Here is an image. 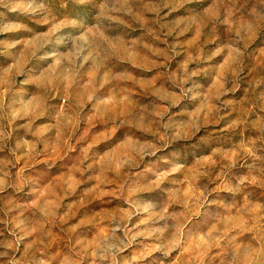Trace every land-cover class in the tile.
I'll use <instances>...</instances> for the list:
<instances>
[{"label":"rangeland","instance_id":"rangeland-1","mask_svg":"<svg viewBox=\"0 0 264 264\" xmlns=\"http://www.w3.org/2000/svg\"><path fill=\"white\" fill-rule=\"evenodd\" d=\"M0 264H264V0H0Z\"/></svg>","mask_w":264,"mask_h":264}]
</instances>
